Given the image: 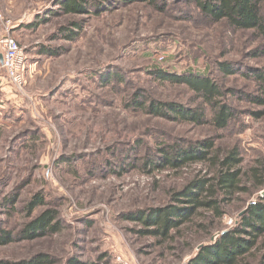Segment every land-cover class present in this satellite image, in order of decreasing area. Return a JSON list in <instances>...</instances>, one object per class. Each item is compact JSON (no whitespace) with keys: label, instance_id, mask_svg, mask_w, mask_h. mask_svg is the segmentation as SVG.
Returning <instances> with one entry per match:
<instances>
[{"label":"rangeland","instance_id":"374dc122","mask_svg":"<svg viewBox=\"0 0 264 264\" xmlns=\"http://www.w3.org/2000/svg\"><path fill=\"white\" fill-rule=\"evenodd\" d=\"M61 1L0 0V38L12 37L25 56L20 89L0 69V229L16 235L47 209L58 224L53 234L1 246L0 262L46 254L48 264H118L119 256L129 264H187L233 231L264 189L252 178L255 170L264 176V87L251 76L264 70L263 42L253 30L211 21L187 0H81L84 12L75 15ZM156 72L207 76L221 92L217 102L232 110L227 127L216 129L201 97ZM151 103L202 120L156 116ZM204 142L213 146L209 162L173 168L164 160ZM233 151L241 190L218 193L220 216L202 208L167 237L147 233L156 227L141 217L180 207L174 196L216 176ZM36 196L43 204L28 216ZM263 257L264 233L238 264Z\"/></svg>","mask_w":264,"mask_h":264},{"label":"trees","instance_id":"16d2710c","mask_svg":"<svg viewBox=\"0 0 264 264\" xmlns=\"http://www.w3.org/2000/svg\"><path fill=\"white\" fill-rule=\"evenodd\" d=\"M146 1V0H141ZM193 3L199 11L213 22L226 21L230 27L247 31L253 30L263 42L262 53L264 54V0H187ZM81 0H62L60 7L66 14H82L84 8ZM78 27V26H77ZM68 39H74L70 36ZM49 55H57L56 51L46 52ZM221 71L231 74L228 64H222ZM161 80L172 84L184 85L193 93L201 97L213 110L212 123L216 129H225L233 117L232 110L225 104H219L216 100L221 95L218 86L207 76L196 74L170 75L162 72L155 73ZM264 87V70L253 71L251 75ZM136 107H142L135 97L133 101ZM259 103H263L260 102ZM149 112L156 116H165L171 112L183 121L200 123L202 114L184 110L174 104L151 103ZM199 147V149H198ZM198 147H189L176 151L174 157L166 156L164 160L173 168L182 167L187 163H202L211 161L209 151L212 144L204 142ZM240 164L237 154L233 151L220 161V170L217 175L209 179H199L190 182L182 191L177 193L173 201L180 204L168 209H154L140 221L146 227H156L147 232L156 236L167 237L170 230L178 227L184 220L197 210L206 208L218 212V193L233 195L240 191L238 178L239 172L235 167ZM264 176L254 171L252 175L258 188L264 187ZM11 201V200H10ZM9 200L6 205L11 204ZM43 204L40 197H34L25 207L28 216L32 211ZM238 226L233 231L224 233L214 244L205 246L187 264H238L243 257L255 246L260 234L264 233V198L248 206L246 212L240 217ZM56 213L47 209L24 225L16 235L10 231L0 229V247L11 244L17 240H33L45 237L57 231ZM48 255L38 254L29 260L21 262L1 261L0 264H48ZM71 264H77L74 261ZM264 264V257H263Z\"/></svg>","mask_w":264,"mask_h":264},{"label":"built area","instance_id":"2783aa9c","mask_svg":"<svg viewBox=\"0 0 264 264\" xmlns=\"http://www.w3.org/2000/svg\"><path fill=\"white\" fill-rule=\"evenodd\" d=\"M0 69L5 74L7 82L20 89L23 86L25 56L18 42L8 35L0 38ZM118 264H129L122 257L117 258Z\"/></svg>","mask_w":264,"mask_h":264},{"label":"water","instance_id":"95a60500","mask_svg":"<svg viewBox=\"0 0 264 264\" xmlns=\"http://www.w3.org/2000/svg\"><path fill=\"white\" fill-rule=\"evenodd\" d=\"M1 60V58H0ZM260 198H264V189L260 192ZM255 202L252 201L250 204H254Z\"/></svg>","mask_w":264,"mask_h":264}]
</instances>
